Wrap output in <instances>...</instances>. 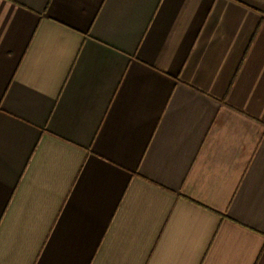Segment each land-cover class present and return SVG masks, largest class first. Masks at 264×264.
Here are the masks:
<instances>
[{
    "label": "crops",
    "instance_id": "obj_1",
    "mask_svg": "<svg viewBox=\"0 0 264 264\" xmlns=\"http://www.w3.org/2000/svg\"><path fill=\"white\" fill-rule=\"evenodd\" d=\"M0 264H264V0H0Z\"/></svg>",
    "mask_w": 264,
    "mask_h": 264
}]
</instances>
